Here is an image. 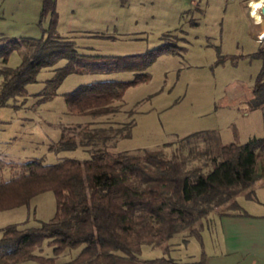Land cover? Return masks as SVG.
Listing matches in <instances>:
<instances>
[{
    "label": "rangeland",
    "instance_id": "374dc122",
    "mask_svg": "<svg viewBox=\"0 0 264 264\" xmlns=\"http://www.w3.org/2000/svg\"><path fill=\"white\" fill-rule=\"evenodd\" d=\"M40 10L41 0H0V36H46L43 29L51 18L49 14L41 17ZM55 10L56 32L75 39L77 49L83 53L143 52L163 42L164 32L179 35L182 47L179 53L159 55L147 68L151 78L128 87L123 98L116 101L118 108L99 116L69 113L63 93L95 79H130L133 70L70 73L52 98L41 99L39 91L66 58L42 67L37 80L26 84L25 99L18 96L0 106V178L17 173L15 163L34 157L46 162L64 156L83 159L102 143H107L110 152L141 153L163 148L167 154L184 155L186 167L199 164L207 170L211 167L208 161L222 144L264 135V106H248L261 60L239 55L255 51L262 43L257 35L261 26L252 25L253 15H249L246 0H56ZM225 53L238 57L217 63L219 54ZM22 57L23 47L15 49L7 64L14 66ZM130 120L131 134L118 137L116 128ZM85 126L91 128L87 135L94 128L100 129L93 144L51 146L61 133L71 132L77 140L87 139L86 132L82 133ZM197 131L204 138L197 135L182 139ZM209 140L213 145L205 156L202 152L209 147ZM192 146L194 150L189 153ZM260 164H264L261 153L257 157L258 167ZM242 196L239 193L236 198ZM55 206L53 192L47 190L34 195L27 204L0 210V236L6 224L32 226L50 219ZM183 232L169 239L166 256H197L203 247L200 238ZM42 246L43 253H52L46 242ZM78 250L65 249L58 260L70 259ZM161 251L157 246H143L141 255L156 256Z\"/></svg>",
    "mask_w": 264,
    "mask_h": 264
},
{
    "label": "trees",
    "instance_id": "16d2710c",
    "mask_svg": "<svg viewBox=\"0 0 264 264\" xmlns=\"http://www.w3.org/2000/svg\"><path fill=\"white\" fill-rule=\"evenodd\" d=\"M55 6L56 0H41L40 16L49 14L51 18L48 27L43 29L46 36H0V106L18 96L25 99L26 84L37 80V72L42 67L63 57L66 62L56 68V73L39 91L41 99L52 98L70 73L134 71L130 79H95L63 93L71 114H109L118 108L116 101L123 98L128 87L151 78L147 68L159 55L181 50L177 40L180 36L164 32L163 42L143 52L109 55L80 52L75 39L56 32ZM261 42L255 51L239 54L261 60L248 100L249 108L264 106V40ZM22 47L23 57L19 63L8 65L9 54ZM227 57L235 59L238 55L219 54L217 63ZM131 124L132 120L118 126V137L129 136ZM90 130L85 126L82 133L86 132L87 139L81 137L79 140L71 132L61 133L51 146L73 147L78 142L83 146L93 144L100 129L94 128L95 131L87 135ZM199 133L182 139L202 135ZM211 142L208 141L209 147L202 152L205 156L211 151ZM106 146L107 143L94 146L91 155L83 159L64 156L46 162L39 157L30 158L15 163L17 173L0 178V210L27 204L34 195L47 190L53 192L56 201L52 217L38 225L9 223L2 227L0 264H29L27 261L35 264H114L117 257L139 258L146 245H163L166 253L170 250L169 239L182 231L196 235L201 243L202 219L222 206L239 209L241 206L236 199L239 193L254 198L252 185L261 177L264 168V164L257 166L258 155H264V135L222 144L217 155L208 161L211 167L207 170L199 164L186 167L184 155L183 159L176 153L167 154L163 148L138 153L110 152ZM193 150L192 146L188 152ZM44 242L51 246V254L42 252ZM77 247L79 250L72 258L58 260L62 251ZM146 261L204 264V254L201 253L198 260L186 262H177L166 255Z\"/></svg>",
    "mask_w": 264,
    "mask_h": 264
},
{
    "label": "crops",
    "instance_id": "0c3cea01",
    "mask_svg": "<svg viewBox=\"0 0 264 264\" xmlns=\"http://www.w3.org/2000/svg\"><path fill=\"white\" fill-rule=\"evenodd\" d=\"M252 25L261 26L258 35L264 29V18L257 22L252 17ZM252 188L255 192L254 198H247L244 194L242 199L236 198L241 206L239 209H228L222 206L219 210L215 209L207 215L201 226L204 231L200 232L203 247L196 257L172 258L177 262L193 261L198 260L203 253L204 264H264V171L253 183ZM246 204L251 206L247 208ZM176 243L179 244L178 241ZM157 247L162 249L160 255L142 256L140 254L137 259L117 257L114 264H157L147 262L146 259L169 252H164L163 245ZM181 253L183 255L185 252L181 251ZM185 254L190 256L188 253Z\"/></svg>",
    "mask_w": 264,
    "mask_h": 264
},
{
    "label": "built area",
    "instance_id": "2783aa9c",
    "mask_svg": "<svg viewBox=\"0 0 264 264\" xmlns=\"http://www.w3.org/2000/svg\"><path fill=\"white\" fill-rule=\"evenodd\" d=\"M249 14L253 15L254 21H261L264 18V0H248ZM259 40L264 39V29L258 34Z\"/></svg>",
    "mask_w": 264,
    "mask_h": 264
}]
</instances>
